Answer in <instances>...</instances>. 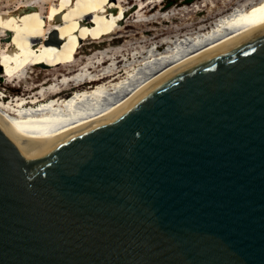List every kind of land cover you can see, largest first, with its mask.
Segmentation results:
<instances>
[{
    "label": "water",
    "instance_id": "1",
    "mask_svg": "<svg viewBox=\"0 0 264 264\" xmlns=\"http://www.w3.org/2000/svg\"><path fill=\"white\" fill-rule=\"evenodd\" d=\"M0 264H264V24L77 125L0 126Z\"/></svg>",
    "mask_w": 264,
    "mask_h": 264
},
{
    "label": "rangeland",
    "instance_id": "2",
    "mask_svg": "<svg viewBox=\"0 0 264 264\" xmlns=\"http://www.w3.org/2000/svg\"><path fill=\"white\" fill-rule=\"evenodd\" d=\"M259 1L0 0V92L8 96L5 100L0 93V102L31 100L42 87L47 90L52 79L85 65L102 77L113 62L125 76L124 66L143 65L147 50L164 54L172 46L163 43L165 39L204 31L236 8ZM81 26L92 34L79 41ZM97 82L76 87L70 83L59 94L46 93V98L66 99Z\"/></svg>",
    "mask_w": 264,
    "mask_h": 264
},
{
    "label": "bare ground",
    "instance_id": "3",
    "mask_svg": "<svg viewBox=\"0 0 264 264\" xmlns=\"http://www.w3.org/2000/svg\"><path fill=\"white\" fill-rule=\"evenodd\" d=\"M262 24L264 0L247 8H236L204 31L176 40L165 39L163 43H171L172 46L164 54L156 55L152 48L147 50L143 65L133 67L128 63L124 66L125 76L120 75V70L114 67L113 62L104 69L106 72L102 77L92 75L85 65L70 74L52 79L53 83L47 90L42 87L31 100L17 98L14 104L0 102V126L13 131H39L77 125L123 106L176 66ZM81 28L79 41L92 34L84 26ZM95 81L98 82L93 86L74 90L66 99L46 98V93L56 95L66 90L70 83L76 87L84 82L92 84Z\"/></svg>",
    "mask_w": 264,
    "mask_h": 264
},
{
    "label": "trees",
    "instance_id": "4",
    "mask_svg": "<svg viewBox=\"0 0 264 264\" xmlns=\"http://www.w3.org/2000/svg\"><path fill=\"white\" fill-rule=\"evenodd\" d=\"M187 1H190V0H187ZM2 72H4V68L3 67H0V75L2 74Z\"/></svg>",
    "mask_w": 264,
    "mask_h": 264
}]
</instances>
